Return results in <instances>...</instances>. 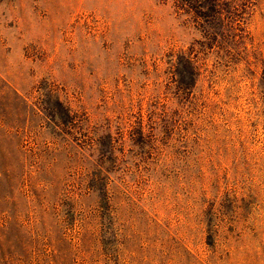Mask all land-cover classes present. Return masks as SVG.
<instances>
[{
	"label": "rangeland",
	"instance_id": "obj_1",
	"mask_svg": "<svg viewBox=\"0 0 264 264\" xmlns=\"http://www.w3.org/2000/svg\"><path fill=\"white\" fill-rule=\"evenodd\" d=\"M0 264H264V0H0Z\"/></svg>",
	"mask_w": 264,
	"mask_h": 264
}]
</instances>
